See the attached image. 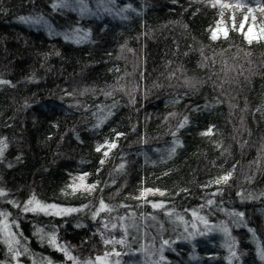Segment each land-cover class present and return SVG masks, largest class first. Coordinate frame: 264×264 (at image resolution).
Instances as JSON below:
<instances>
[{"label":"trees","instance_id":"trees-1","mask_svg":"<svg viewBox=\"0 0 264 264\" xmlns=\"http://www.w3.org/2000/svg\"><path fill=\"white\" fill-rule=\"evenodd\" d=\"M52 1L0 0V264H264V39L236 30L264 28L255 0H79L93 16ZM37 13L87 35L33 28ZM33 197L79 211H25Z\"/></svg>","mask_w":264,"mask_h":264},{"label":"rangeland","instance_id":"rangeland-1","mask_svg":"<svg viewBox=\"0 0 264 264\" xmlns=\"http://www.w3.org/2000/svg\"><path fill=\"white\" fill-rule=\"evenodd\" d=\"M67 3V6L66 7H53L54 4H62V3ZM84 1H77V0H53L52 3H51V6L54 10H57L59 12H67V11H77L76 14H78L79 16H82V15H86V16H89L92 14L93 15H99L101 13V5L100 4H93V5H88V3H83ZM86 2V1H85ZM90 4V3H89ZM91 9V10H90ZM109 11H112V10H109ZM255 15V14H252V15H247L248 16V20L247 21H243L244 22V26L246 28V33L248 32L249 28L251 27L252 28V33L254 36H260L261 35V32H260V29H261V24H260V21L259 20H255L253 21L251 19V17ZM256 16V15H255ZM24 20H29L28 23H30L29 25L33 28H36V29H42L44 30L45 32H47L48 34H51V35H54V34H59L62 35L63 37L66 36V37H72L73 40H76V39H83L84 37H86V32L84 33V31H88V29L84 28L83 31L80 30V27L81 25H73L71 26V28H68V27H57L56 24L53 22L52 19H50L48 16L42 14V13H37V14H28L27 17L24 18ZM26 24V23H25ZM220 24V29H224L225 28V25L223 23H219ZM83 28V27H82ZM217 31V34L219 33H222L220 30H217V26L215 27V29ZM211 129V128H209ZM208 129V130H209ZM208 130L206 132H208ZM212 132V130H211ZM34 206V205H33ZM31 207V206H30ZM59 209H63L61 207H57V209H49L48 212H53V213H56ZM60 214H63V212H61ZM125 221H128V222H131L130 219L128 218H125L123 216H117L116 219L114 220V224L115 225H119L120 227H123V229H125V231H127V225L124 224ZM171 223H174V220L173 218H171ZM123 224L125 226H123ZM126 227V228H125ZM1 228H2V232L3 234L6 233V234H10L11 232L8 230V228H5L4 225H1ZM225 232H227L226 230H224ZM223 238V237H222ZM10 245H12V241L10 242ZM142 246V245H140ZM148 248V245L147 246H144L140 249H138L139 251H142V250H146ZM30 250V249H28ZM149 250H150V247H149ZM30 264H37V263H34L33 259H32V256L30 257ZM13 262L11 264H20L17 259L13 258ZM148 259H153V255L152 253H148L147 255V258H145V260L149 261ZM111 259H108V258H101L100 261H91L92 264H119V262H114V263H111L110 262ZM44 264H72V262H62V261H56L54 262L53 260H50V259H47Z\"/></svg>","mask_w":264,"mask_h":264},{"label":"snow or ice","instance_id":"snow-or-ice-1","mask_svg":"<svg viewBox=\"0 0 264 264\" xmlns=\"http://www.w3.org/2000/svg\"><path fill=\"white\" fill-rule=\"evenodd\" d=\"M249 2H250V0H249ZM255 2H256L257 6H258V8H259V11H260L262 14H264V0H255ZM210 3H211V6H213V7H216L217 5H219V7H220L221 9H224V8H235V9H238V10H242V9H244L245 7H247L246 3H241V2H237L236 4L233 5V4H225V3H222V0H214V2H212V0H210ZM61 6L66 7V6H67V3L65 2V3L59 4V5H57V4H54V5H53V7H61ZM247 11H248L249 13H252V12L254 11V9L251 8V7H248V8H247ZM221 16H223V12H221ZM251 19H252L253 21H255V20H256V16L253 15V16L251 17ZM234 20H235V17L233 16V21H234ZM247 20H248V16L245 15V16L243 17V21H247ZM243 21L241 22L239 29H236V30H243V27H244V22H243ZM221 23H222V21H221ZM232 27H233L234 29L236 28V25H235L234 22H233V24H232ZM217 30H220V31L222 32L224 38H227V36H228V31H227V29H226V28H224V29H220V24H219V23L217 24ZM260 32H261V35H260V36H254L253 33H252V28L250 27L249 30H248V32L246 33V36H247V38H248L249 43H251L253 39H264V28H261V29H260ZM212 38H213V39H217V38H218V36H217V31H216V30L213 31ZM0 83H7V81H0ZM185 123H187V117L184 118V122L181 123L179 126H180V127H183ZM202 135H211V129H209L208 132L202 133ZM115 146H116L115 143H111V144H109V145H108L109 150H110L111 148L115 147ZM4 147H6V144H4L3 147H0V156L3 155V148H4ZM101 147H103V146H99V147L97 148V151H100V148H101ZM174 150H175V149H173V151H174ZM104 155L107 156V152H105ZM101 163H103V161H101ZM120 167L123 168L124 166L121 165ZM86 175H87V174H85L84 176H81V177L75 178V179H78L79 181L83 182L84 179H85V176H86ZM230 177H231V173H228L227 175L222 176V177H220L219 179H217V180L215 181V183H217V184L222 183V182L226 183V182L230 179ZM95 187H96L95 184H92V185H85V184H83V183H80V184H75V183H74V184H72V185H69V188L72 189V192H73V193H75L76 191L81 190V189H82L83 191H86V192H91V191H93V190L95 189ZM156 192H158L161 196L164 195V193L161 192L159 189H155V190H154V189H144V190L141 192L140 195H141V197H145L146 194H149V193H156ZM3 195H5V192H4L3 189H0V196H3ZM208 203L211 204V203H213V202L210 200V201H208ZM33 205H34V206H33ZM30 206H31V207H30ZM153 207H156V208H163L164 205H163V203H157V204H153ZM49 209H57V205L41 204L39 201H36L34 197H33V199H31V200H29V201L27 202V205H26L25 208H24L25 211H43V212H46V213L48 212ZM106 209H107V210H110V209H108V206H107L103 201H101V202H100V210L103 211V210H106ZM75 211H79V209H75V208H71V209H69V208H64V209H59V210L56 212V214L59 215L61 212H63V213H69V212H75ZM196 214H197L196 212H193V215H196ZM3 215H5V217L7 216L6 213L3 214ZM95 215H99V212H97ZM238 215L243 216V213H238ZM201 219L204 220L203 217H201ZM204 223L207 224V221L204 220ZM105 227H107V225H105ZM115 227H116V225L113 224V228H115ZM5 228H7V225H5ZM6 242H7V241H6ZM50 242H53V243L55 242V236L51 237ZM113 242H115V243H124L123 240H120V241H106V243H113ZM163 243H164V244H167L168 241H164ZM61 250H62V251H66V249H63V248H61ZM105 255H107V254H105ZM233 255H235V253H233ZM69 258H70V259H74V258L71 257V256H70ZM96 260H97V261H100L101 258H100V257H96ZM86 264H92V262H91V261H88V262H86Z\"/></svg>","mask_w":264,"mask_h":264}]
</instances>
